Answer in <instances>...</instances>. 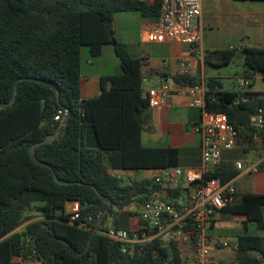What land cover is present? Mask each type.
<instances>
[{"label":"trees","instance_id":"1","mask_svg":"<svg viewBox=\"0 0 264 264\" xmlns=\"http://www.w3.org/2000/svg\"><path fill=\"white\" fill-rule=\"evenodd\" d=\"M161 2L0 0V107L9 104L17 90L13 105L0 110V264H186L174 239L161 236L142 251L124 254L118 243L94 234L108 200L112 206L99 232L112 227L131 232L128 221L137 215L128 209L155 200L160 190V184L139 174L180 167L179 150L143 143L151 110L144 91V61L130 55L114 29L121 11L158 20ZM105 46L114 47L121 74L103 77L101 94L83 99L82 48L98 58ZM238 54L244 80L257 75L264 79V49L209 53L206 62L223 68ZM172 80L182 87L201 82L189 75ZM205 85L207 111L227 115L239 131L237 147L224 154L207 178L223 184L234 181L242 174L236 161L252 151L260 161L259 173H264V128L252 125V117L264 111V93L224 90L216 79ZM63 110L68 111L63 123L55 122ZM51 136L56 139L38 146L34 158L31 147ZM55 176L72 184L59 185ZM254 186L253 173L242 175L235 182L232 203L222 213V221L243 227L232 236L233 264H264V237L258 234L264 230V192L257 193ZM69 202L80 203L82 220L95 218L93 229L69 223Z\"/></svg>","mask_w":264,"mask_h":264},{"label":"built area","instance_id":"2","mask_svg":"<svg viewBox=\"0 0 264 264\" xmlns=\"http://www.w3.org/2000/svg\"><path fill=\"white\" fill-rule=\"evenodd\" d=\"M201 16L202 0H162L158 23L147 32L146 42L161 44L171 41L198 47L203 40V29L199 25ZM179 67V75L192 74L190 61H179ZM251 84L252 81L244 80L242 92H250ZM180 92H185L190 99L189 106L201 113V121L193 129L201 137V166L142 172L143 179L160 184L157 198L128 209L137 215V224L131 227V232L112 227L101 233L98 229L97 233L118 243L124 254L142 251L145 244L163 236L178 242L186 264H221L215 253L234 252L231 236L218 230L222 213L234 199L235 182L246 173L257 175L258 165L236 162V168L242 174L228 184L218 179H208L207 176L222 162L224 154L237 147L239 131L227 115L207 111L206 85L203 81L191 87L168 81L149 90L147 98L152 109L170 107L173 98ZM246 101V98L242 99V102ZM65 115H68V111H60L54 121L63 123ZM252 125L259 130L264 128L263 110L252 117ZM114 174L117 175V172ZM177 191L179 193L175 194ZM66 213L70 224L79 222V227L93 229L95 218L87 216L82 220L80 203H67ZM96 229L97 226L94 232Z\"/></svg>","mask_w":264,"mask_h":264},{"label":"crops","instance_id":"3","mask_svg":"<svg viewBox=\"0 0 264 264\" xmlns=\"http://www.w3.org/2000/svg\"><path fill=\"white\" fill-rule=\"evenodd\" d=\"M157 23L158 20L144 19L137 11H121L116 14L114 21L117 40L127 45L132 57L144 61L145 93L165 82L173 81L172 78L180 73L179 61L182 60L191 63L192 74L189 76L205 84L209 79H216L222 84L219 70L225 67L215 68L208 65L207 54L228 50L240 53L246 48L264 49V0H202L199 25L203 29V40L198 47L183 46L171 41L161 44L147 43V32L153 30ZM99 58L101 59L97 61L90 57L83 62L85 60L82 51L83 99L95 98L101 94L100 83L103 77L121 74L120 60L113 46H105ZM103 59L111 61V72L102 69ZM97 65L101 68L96 69ZM256 79L257 77L252 81L250 92L264 93L253 88V85H257ZM189 102L188 95L180 92L173 98L170 107L151 108L150 123L142 136L146 146L179 150L180 168H198L202 163L201 137L193 130L201 121V113L198 109H192ZM259 162L244 164L258 165ZM143 177L144 175L141 176ZM254 188L257 193L264 192V173L255 175ZM218 230L233 239V234L242 232L243 227L238 223L222 221ZM258 234L264 237V230L258 231ZM215 256L221 264L234 263L235 253L230 250L218 251Z\"/></svg>","mask_w":264,"mask_h":264},{"label":"rangeland","instance_id":"4","mask_svg":"<svg viewBox=\"0 0 264 264\" xmlns=\"http://www.w3.org/2000/svg\"><path fill=\"white\" fill-rule=\"evenodd\" d=\"M83 51V57L84 60L83 62H86V59H89L91 56L89 54V49L87 47H83L82 48ZM92 58V57H91ZM101 58H96V60H100ZM101 66L97 65L96 69H100ZM103 70H106L108 72H111L112 70V63L109 59H103V66H102ZM243 73H244V62L240 59H235V61L223 68L219 70V76L221 78V82L223 84V88L224 90H235V91H241L242 90V82L244 81L243 78ZM256 87L253 88L255 90H259L260 92L264 91V80L261 78V75H257L256 76ZM256 149L260 148V143H257L255 145ZM259 159L257 158L256 152L252 151L250 154H248L246 157H244L242 160H240L242 163L247 162L248 164H255ZM117 176L122 177L125 176L122 172H117ZM126 216V215H125ZM127 217V216H126ZM129 226L130 227H135L137 224V220L135 219H131L130 221H128ZM20 264H36L34 262H28V263H22L20 262Z\"/></svg>","mask_w":264,"mask_h":264},{"label":"water","instance_id":"5","mask_svg":"<svg viewBox=\"0 0 264 264\" xmlns=\"http://www.w3.org/2000/svg\"><path fill=\"white\" fill-rule=\"evenodd\" d=\"M235 59H241V58H240L239 55H236ZM57 93H58V99H59L60 93H59V91H58ZM16 94H17V90L15 91V96H14L13 100H12L9 104H6V105L0 107V110H1L2 108H4V107H7V106H11V105H13V103H14L15 100H16ZM146 97H147V96H146ZM59 131H61V129H60ZM55 139H56V136H51V137L47 138L45 141H43V142H41V143H39V144H37V145L32 146L31 149H30L31 155H32L34 158H36V153H35L36 148H37L38 146L42 145V144H51ZM261 154H262V156H264V150L261 152ZM54 179H55L56 183H58L59 185H70V184H72V183H67V182H63V181L59 180V178H58L57 176H55ZM93 189L97 192L98 195H100L99 191H98L96 188H93ZM111 206H112V202L108 200V208L106 209V211H105V212L103 213V215L101 216V218H100V220H99V222H98V225H97L96 232H94V234L97 233L99 227L101 226V224H102V222H103L105 216L107 215L108 210L110 209Z\"/></svg>","mask_w":264,"mask_h":264}]
</instances>
